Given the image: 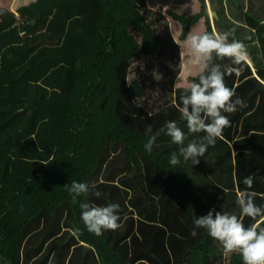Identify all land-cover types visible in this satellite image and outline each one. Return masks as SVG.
Here are the masks:
<instances>
[{"label":"trees","instance_id":"obj_1","mask_svg":"<svg viewBox=\"0 0 264 264\" xmlns=\"http://www.w3.org/2000/svg\"><path fill=\"white\" fill-rule=\"evenodd\" d=\"M83 1L36 0L17 6L15 12L0 9V180L4 169L20 167L24 157L44 160L48 156L55 142L49 123L60 108L64 110L50 165L23 185L0 188V264L220 262L226 253L206 230L190 235L194 216L213 209L240 215L236 193L246 186L243 180L232 179V171L237 173L242 164L247 166L246 176L256 175L249 191L257 194L255 203L264 206V159H230L228 145L218 138L204 162L192 166L181 159L179 165H169L170 154L181 146L160 130L167 121H176L180 128L186 127V121L178 119L179 109L169 101L151 113L147 101L134 98L128 80L135 59L168 49L146 18L147 0H99L95 33L81 43L72 83L65 92L61 68L53 69L52 63L51 69L48 62L40 61L44 50L62 44V37L37 33L36 25L54 8ZM247 2L263 52V65L257 67L261 80L252 77L256 99L250 104L258 100V106L247 120L257 118L255 129L264 130V0ZM167 13L182 26V41L201 18L200 14L187 18L172 10ZM218 17L217 30L230 33L223 26L227 25L223 12ZM235 40L246 43L244 38ZM248 40L256 42L257 37ZM62 46L68 52L67 45ZM237 71L231 81L227 73L224 77L234 93L240 88L234 85ZM140 85L145 96L152 84L141 79ZM148 125L151 135L159 133L150 153L144 148ZM184 132L186 146L191 135L187 127ZM154 169L157 179L152 181ZM73 180L95 184L101 197L89 193L73 204L64 187ZM84 202L118 204L120 226L99 237L88 232L80 218L79 205ZM258 222L264 227L260 218L243 217L245 227ZM74 228L79 235L69 231ZM227 259L228 264H243L239 253L228 254Z\"/></svg>","mask_w":264,"mask_h":264},{"label":"clouds","instance_id":"obj_2","mask_svg":"<svg viewBox=\"0 0 264 264\" xmlns=\"http://www.w3.org/2000/svg\"><path fill=\"white\" fill-rule=\"evenodd\" d=\"M186 45L191 53L188 64L199 69V81L190 82L187 85V94L180 97L182 106L179 107L180 118L186 121L189 133L204 135L192 139L185 145V132L178 127L176 121H167L161 132L171 138L172 143L180 145L178 152H172L169 156V165L175 167L181 163L191 161L192 166L200 162L205 156L209 146H214L216 140L222 137L225 128L230 126V120L225 113H235L239 107H244V101L225 85L226 73L236 71L230 65L214 63L215 58H228L232 64H240L247 58V51L240 41H229L228 33H192L186 39ZM152 127L148 125L145 135L149 136L144 145L146 152H151L156 140L152 134ZM256 175H247L243 184L245 190L236 193V204L240 209V215L221 213L209 210L206 215L193 219V230L190 235L197 236L198 229H204L208 235L219 242L225 253H239L243 264H264V227L260 223H253L245 227L243 217L253 221L260 218L264 222V206L255 203L256 193L249 191L253 187ZM71 197L73 204L78 203V198L89 193L95 197H101L102 193L96 190V185H89L73 180L70 185L64 186ZM81 209V221L88 232L99 237L105 230L115 231L120 225L118 204L109 203L97 206L84 202L79 205ZM74 235H79L78 228L69 229ZM137 264H147L146 260L137 261Z\"/></svg>","mask_w":264,"mask_h":264},{"label":"rangeland","instance_id":"obj_3","mask_svg":"<svg viewBox=\"0 0 264 264\" xmlns=\"http://www.w3.org/2000/svg\"><path fill=\"white\" fill-rule=\"evenodd\" d=\"M146 18L152 24L160 37L167 42L168 49L162 53L142 56L132 62L129 84L134 98L140 102H148V110L152 113L157 112L160 106L164 105L171 97L172 81L175 78V72L179 68V50L177 45L179 39L176 35L182 33V26L168 15L172 10L178 15L191 18L195 15H201L203 12L199 9L198 0H147ZM2 1L0 0V3ZM100 5L99 0H86L77 3L75 6L64 4L61 8H54L51 12L44 15L48 17L47 33L57 34L62 37V44L67 45V50L62 44H58L51 50H44L40 61L53 63L54 68H61L65 92L68 91L70 82L74 74L75 56L79 47L86 37L95 33ZM201 12V13H200ZM50 13V14H49ZM78 13V14H77ZM43 17V18H44ZM43 26L38 23V26ZM223 26L225 24L223 23ZM225 30V29H224ZM38 32H40L37 29ZM42 33H44L42 31ZM175 37L176 42L172 40ZM61 43V42H60ZM67 43V44H65ZM45 48V47H44ZM47 49V48H45ZM145 79L152 85H148L146 95L141 93L140 80ZM152 98H149V96ZM148 104V105H149ZM62 109V110H61ZM63 108H60L53 119L50 121L48 129L52 132L51 139L54 144L48 156L39 159H29L24 157L22 164L18 168H6L3 170V177L0 180V188L7 185L19 186L25 184L50 165V156L57 149L58 141L61 136ZM40 172V173H39ZM29 179V180H28ZM226 258L216 264H227Z\"/></svg>","mask_w":264,"mask_h":264},{"label":"crops","instance_id":"obj_4","mask_svg":"<svg viewBox=\"0 0 264 264\" xmlns=\"http://www.w3.org/2000/svg\"><path fill=\"white\" fill-rule=\"evenodd\" d=\"M1 1L2 2L0 3V9L6 8L12 12H15L17 6L19 7L22 5H28L36 0H1ZM211 1L212 3L210 2V0H198L199 9L203 13L201 14V18L199 22L191 29L189 34L203 33V32H208V33L218 32L223 34L219 29L217 30L215 25L216 21L219 18L218 14L221 15L223 12L225 16V20L227 22L226 29L228 32H230L228 33L229 41L231 42L232 40H235L237 37L244 38V41L246 43L243 44L248 53L247 58L238 65L232 64V61L228 58H222V59L218 58V64L221 65L222 70L224 65H230L231 67L238 69L237 74L235 75L236 82L234 83V85L235 86L239 85L240 88L239 91L235 93L234 98L235 99L237 97L241 98L245 104L244 107L238 106V110L235 113H231V114L225 113V115L228 116V119L230 120V126L224 129L222 137L219 139L224 141L228 145L229 151L231 153L230 159H264V130H261L259 126L257 129H255L254 125H256L258 121L257 118L252 119V121L247 120V117L254 115L255 113L254 111L258 106V100L257 102H255V104H250V102H253V100L256 99L254 95V82L252 80V77L261 80L257 74V67L263 65V60H262L263 52L260 47L257 32L255 30V27H253L254 25L251 22L252 18L248 13L249 12V5L247 2L248 0L247 1L246 0H211ZM214 14H216V17H214ZM38 23H40L43 26L40 25L38 26ZM38 23L36 25V32L42 33L43 31L44 33H47L46 29L48 28V17L45 16L43 19L38 21ZM37 29L40 32H38ZM255 35L257 37L258 43L257 41L251 42L248 40V39L250 40L254 39ZM176 36L179 39L178 45L176 42L177 39H175L174 36L172 40L176 42L177 48L179 50V59H178L179 68L177 73L175 74V78L172 83L171 97L169 102H171L173 105H176L179 109V107L182 106L180 97L182 95L187 94L188 83L199 81L200 72L199 69L192 67L191 65L188 64V61L191 57V53L187 48L186 40L182 41L180 39L181 30L180 33ZM245 64H247L250 67L252 71L251 76H248L249 73L247 72V67ZM242 72L245 74V76L239 77L238 75ZM227 75L229 76L227 81H231L233 78L232 73H227ZM250 78L251 80L248 83ZM244 81L246 82L245 86H243V84H240ZM262 82L264 83V80H262ZM148 106H150V104ZM234 115L235 117H238L237 120L234 118ZM178 119L181 122L183 121L180 118V113ZM181 129L185 131L186 127L183 128L182 125ZM187 135H191L188 141L190 142L192 139H195L198 136H202L204 134L203 133L192 134L188 132ZM210 154H211V150L209 147L205 156L200 158V161L204 162L207 158H209ZM188 163H191V161H188ZM212 166L213 164L210 163V168ZM244 166L246 165L243 164L240 165L239 171L237 173L235 172V169H233L232 179L234 181L244 180L246 176L245 171L247 169V166L246 168H244ZM151 179L152 181L157 179V171L155 169H154V173H152ZM229 179L230 177L227 178V180ZM227 264H228V260H227Z\"/></svg>","mask_w":264,"mask_h":264},{"label":"water","instance_id":"obj_5","mask_svg":"<svg viewBox=\"0 0 264 264\" xmlns=\"http://www.w3.org/2000/svg\"><path fill=\"white\" fill-rule=\"evenodd\" d=\"M214 17H216V14H214Z\"/></svg>","mask_w":264,"mask_h":264}]
</instances>
